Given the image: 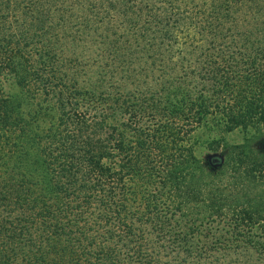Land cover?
Instances as JSON below:
<instances>
[{"label":"trees","instance_id":"1","mask_svg":"<svg viewBox=\"0 0 264 264\" xmlns=\"http://www.w3.org/2000/svg\"><path fill=\"white\" fill-rule=\"evenodd\" d=\"M4 74L0 264H264V0H0Z\"/></svg>","mask_w":264,"mask_h":264},{"label":"rangeland","instance_id":"2","mask_svg":"<svg viewBox=\"0 0 264 264\" xmlns=\"http://www.w3.org/2000/svg\"><path fill=\"white\" fill-rule=\"evenodd\" d=\"M0 82L6 92L21 93L19 85L10 75L1 76ZM35 90L33 91L34 96L26 97V100L20 105L21 112H23L26 120L28 119V129L32 135L40 132V124L47 123L54 117L53 112L50 111L47 116L44 115L40 118V94H36L37 91ZM244 135L245 131L240 128L225 131L216 123L209 121L208 124L198 127L193 132V138L197 141L196 153L202 157L213 153H224L228 150L229 144L241 143ZM25 146L26 152L23 156L25 166L33 173H40V155L37 151L36 142L33 139L26 140Z\"/></svg>","mask_w":264,"mask_h":264}]
</instances>
